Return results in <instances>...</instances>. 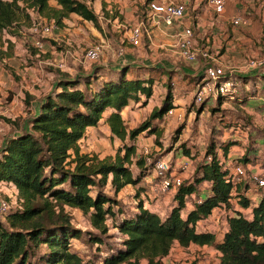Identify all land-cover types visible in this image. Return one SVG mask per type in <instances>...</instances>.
I'll return each instance as SVG.
<instances>
[{
  "label": "trees",
  "instance_id": "obj_1",
  "mask_svg": "<svg viewBox=\"0 0 264 264\" xmlns=\"http://www.w3.org/2000/svg\"><path fill=\"white\" fill-rule=\"evenodd\" d=\"M54 1L55 6L49 0H0V61L11 55L14 43L5 34L15 36L23 26H30L28 9L55 25L76 14L102 31L89 4L94 0ZM153 1L146 0V4ZM58 72L55 88L40 98L27 128L20 129V122H15L19 132L8 137L0 149V183L8 184L20 201V208L9 209L5 222L0 220V264H91L72 248V240L82 230L71 223L64 206L88 215L90 226L100 234H106L111 225L124 235L121 246L104 254L100 264H141V260L161 264L174 242L184 247L212 246L220 253L216 264H264V189L257 193L249 182H232L221 158L228 159L233 142L210 141L204 157L195 163L193 175L177 187L174 204L164 215L144 206L139 187L133 212L114 209L115 198L103 188L109 183L116 195L126 185L137 186L147 174L145 160L136 158L135 141L141 131L155 132L151 120L160 121L173 107L170 86L161 104L151 111L150 120L128 128L121 111L131 102L138 103L141 94L146 103L156 82L150 73H139L129 64L97 66L92 72L73 76ZM158 74L168 83L173 76L168 69ZM104 122L111 136L123 144L113 157L99 159L82 152L78 142L88 127ZM184 153L190 156L189 151ZM132 164L140 168L136 175L130 169ZM203 182L208 184V192L183 216L191 194ZM248 189L253 196L246 194ZM248 208L247 216L242 209ZM215 209L227 211V230L220 240L213 232L198 229V222ZM90 239L102 242L95 234Z\"/></svg>",
  "mask_w": 264,
  "mask_h": 264
},
{
  "label": "rangeland",
  "instance_id": "obj_2",
  "mask_svg": "<svg viewBox=\"0 0 264 264\" xmlns=\"http://www.w3.org/2000/svg\"><path fill=\"white\" fill-rule=\"evenodd\" d=\"M235 1L242 4L239 16L243 20L247 17L252 19V22L247 24L250 27L247 32L254 37V46H262L261 40L260 44H258L259 37L257 36L262 33L264 39V0H227L226 5L230 4L231 10L236 9L240 5L237 4L236 6ZM49 4L53 6L55 1L49 0ZM30 13L31 16L35 15L33 12ZM98 13L101 16L100 26L102 31L97 30L90 23L82 22L75 17L73 19L70 17L65 18H70L69 21L73 23L69 31L63 28L64 24L54 25L51 33L41 38L44 44L43 49L45 46L48 48L44 51L46 53L38 51L31 46L27 47V43H24L31 37H39V34H32L28 31L26 26H23L15 36L10 33L5 34V36L14 40V43L11 55L0 61V149L3 146V142L14 133L15 122H20V126H22L21 123H24L23 118L20 121H17V118L21 116L19 114L29 111L28 107L31 99L28 95L32 96L34 94L29 93V91L32 90L34 92L36 89L40 90L41 88V84L36 80L27 82L29 71L41 69L44 71V75H42L44 80L55 81L58 77V72L48 70V67L57 68L52 64L56 62L55 60L58 57L65 60L71 53L81 60L84 48L98 42L100 37L109 39L110 34L114 33L111 30L110 22L106 21V19L110 18L109 14L101 13L99 10ZM112 14H118V12L112 11ZM40 17L47 20L46 16L40 15ZM118 20L120 21L121 19L119 18ZM140 21L138 20L137 23L127 26V29L131 31L132 27L138 25ZM244 23H246L245 20ZM244 23L231 24L241 28ZM124 24L126 25V23ZM122 28L121 26L119 27V29ZM104 33L107 37L104 36ZM149 46V39L143 36L138 46L128 45L124 47L121 45L119 48L114 49V55L117 58L127 57L126 55L131 54L132 57L125 62L130 63L129 65L134 64L133 68L138 69L139 73L145 75L150 73L154 81H156L153 83V93L145 104L142 103L145 96L141 94L137 105L134 104L131 108L126 109L127 119L130 122L127 125L128 128L138 127L143 122L150 120L151 111L161 104L168 85L173 96L172 113L165 114L160 121L158 119L151 120L157 130L155 132L144 130L138 134L135 141L136 158H143L144 160L149 158L151 161L165 158L170 163L177 165L179 164V159L182 156H186L192 162L191 165L195 166V163L204 157L207 145L213 139L217 142H233L229 147L230 153L226 160L227 166L244 164L249 166V174L251 170L264 168V104H256V101L248 102V100L246 103L242 101V104L236 105L233 102L223 104L225 100H229L222 97L213 99L208 104L206 102L202 107L192 105L195 84L202 78L203 74L201 72L195 75L184 71L182 67H196L197 62L201 64L203 59L202 52L196 50V59L189 61L182 58L177 49H175L176 52L173 56H168L160 54L159 50L152 49ZM208 51L211 52L213 57H217L222 55L224 49L223 47L219 48L217 53L211 50ZM263 51L264 47L258 49V52ZM104 53L102 51L98 61L89 63V69L85 71H90L99 64L105 58L106 54ZM45 54L48 55L45 56ZM249 58L256 61L251 56ZM40 61H46L47 63L42 66V63H39ZM253 61H251L252 65ZM68 64L73 66L71 61ZM161 69H168L173 73L169 83L165 76H159L158 71ZM236 77L240 79L237 75ZM26 82L30 88L32 87L31 89L26 87L28 85ZM240 82L243 84L242 79H240ZM260 92L264 95V91L260 90ZM35 93L38 94L37 91ZM246 93H249V91L242 90V95L239 98H242V100L247 98ZM230 106L235 107L234 109H237L238 112L231 109ZM213 107L216 109L211 111ZM4 110H8L11 114L10 117H7ZM12 116L14 120L11 119ZM12 124L14 125L13 127ZM16 128L19 129V125ZM78 143L82 152L95 155L99 159L106 156L113 157L123 144L120 139L112 137L109 130L102 124L99 128L88 131ZM185 150L189 151L190 156L184 153ZM145 162L147 161L145 160ZM145 166L147 167V175L141 178L137 186L126 185L116 195L111 190L109 183L103 188L105 192L115 198L117 205L115 204L114 209L120 207L125 213L133 212L138 201L135 197V192L136 188L139 187L143 190L140 200L144 201V199H147L151 209L157 210L161 215L170 210L174 204V193L172 194L171 191L163 194L153 192L152 183L155 175L149 163H145ZM130 169L134 175L140 171V168L135 164H132ZM192 175V173L187 174L184 181L188 180ZM10 194V187H0V199L8 200L12 206L15 197ZM192 199H189L188 205H191ZM235 202H238V199L234 201L233 205L237 209L240 208L239 204ZM64 210L69 214L71 223L82 230V235L72 240V248L85 261L89 260L91 264H100L99 260L104 254L111 248L115 250L121 246V239L124 235L116 228L111 227V219H108L110 228L107 233L100 234L90 226L88 215L83 214L78 208L64 206ZM187 211V208L183 210V216H185ZM242 212L248 216L247 212L249 210L242 209ZM0 220L5 222L4 215H0ZM226 226L227 212L219 209H215L210 216L198 222V229H206L213 232L217 240L221 239ZM91 234L99 236L102 242H92L90 239ZM219 256L220 253L212 246L191 244L184 247L178 242H174L169 253L161 259V264H189L192 261H196L197 264H216ZM141 264H146V261L141 260Z\"/></svg>",
  "mask_w": 264,
  "mask_h": 264
},
{
  "label": "crops",
  "instance_id": "obj_3",
  "mask_svg": "<svg viewBox=\"0 0 264 264\" xmlns=\"http://www.w3.org/2000/svg\"><path fill=\"white\" fill-rule=\"evenodd\" d=\"M154 1L160 2L164 0H154ZM174 1L183 2L185 5V12L179 20H176L170 25L165 24V22L160 18L157 20L154 19L152 12L148 10L146 0H94L90 2L89 3L90 7H92L94 12L98 15L99 21L101 16L98 13V10L101 13H105L107 15L109 14L111 18V21L110 18L106 19V21L110 22L111 30L114 31V33L110 34L109 39L108 38L104 39L103 37H100L99 40L100 42L103 43V48H104L103 53L105 52L104 54H106L105 58L90 71H85L89 69L90 66L89 63L83 62L82 59L79 60L78 58L73 56V54L69 53L70 55L68 56L67 59L64 60L61 57H58L55 60L56 62L60 60L64 62V68H65L64 71L50 67H48V70H54L56 72L61 71L63 72L62 74L64 75L73 76L76 74H86L92 72L97 66L115 68L121 64H130L125 61L129 60L130 57H132L131 54L126 55L127 57L117 58L114 55L115 52L114 49L119 48L121 45L124 47L131 45L129 41V36L131 31L130 29H127V26H131L132 24L137 23L138 20L145 21V23L149 27L150 36L148 39H149V45L151 46L149 47L155 50H159L160 54L173 56L176 52L175 44L178 38L182 35L183 31L189 27L193 32L194 48L198 50V52L207 51L210 58L203 57L201 64L197 62L195 65L196 67L194 66L193 67L191 66L192 68L182 67V69L186 72L198 75V73L202 72L203 65L206 62H213L215 64L223 65L226 68H231L236 73V75L240 77V79H242L243 84L240 82L241 85H240L239 95L233 99H228L229 101L225 100L223 104H225L226 102H233V104L235 103L236 105V104H242L241 101L246 103L247 100L248 102L256 101L255 102L256 104H264V95L261 94L260 92V90L264 91V51L258 52V49H262L264 47L263 34L261 33L257 36L259 37L258 44H260L259 42L261 40L263 45L255 47L254 37H252L249 34V32H247L250 28L247 24L248 22H252L251 18L243 17L244 20L246 21V23H244L242 26L243 28L242 27L238 28V26H234L231 24L232 18L240 15L239 12H241L240 9L242 4H239V2L235 1V5L237 6V4H239L240 5L239 7H236V9L231 10L230 9L231 5L229 4L225 6V11L223 14H216L209 5L208 0H174ZM246 2L248 3L249 1ZM53 6H55V4ZM112 11L114 12L117 11L118 14H112ZM147 12L148 14H146ZM68 17L72 19L73 17H75L78 20H81L82 22H87L85 20H82L76 14H70ZM70 18L63 19L62 24H64L63 28H65L66 31H69V29L73 25V23L69 21ZM119 18L121 19L120 21L118 20ZM124 23H126V25ZM120 26L123 28L119 29ZM125 28L126 30H124ZM54 35L56 36V34ZM104 36H106L105 33ZM221 47H223L224 51L222 55L217 57L215 56L213 57L211 55V52L208 51L211 50L217 53L218 49ZM47 49L48 48L45 46L41 52H44ZM46 55L48 54H45V56ZM250 56L253 57L252 59L258 61V64L252 65L251 61L253 60H250L249 58ZM69 61H71L73 66H70L68 64ZM39 63H42V66H45L47 62L40 61ZM52 65L54 66L55 64L53 63ZM131 65L134 66V64ZM42 75H44V71L41 69L30 70L28 73L27 82H31V81L33 82L34 80H36L41 84V88L40 90L39 89L35 90L37 91L38 94H36L35 91L34 92L32 90L29 91V93H34V94L32 96H30V94L28 95V97L31 98L30 106L28 107L29 111H25L19 114L21 116L17 118V121L22 120L21 118L24 119V123L23 124L21 123L22 126H20V129L27 128L26 122L29 116L38 111L40 98L45 94L49 93L56 86V80L55 81L52 80L49 82L47 80H44ZM27 82L26 84H28ZM26 87L28 89L32 88V87L30 88L29 84ZM242 90L249 91V93L245 94L247 97L245 98L246 101L245 99L242 100V98H239L242 95ZM212 100L213 99L207 100L206 101L207 104L211 103ZM134 104L137 105V103L131 102L121 111V115L127 125L130 122L127 119V114L125 111L127 108H131ZM230 108L234 109L235 107L233 108L232 106H230ZM234 110L238 112L237 109ZM7 112L8 110H4V113L7 115V117H10L11 114ZM103 115L105 116V113ZM11 119L14 120L13 116ZM102 125H104V127H106V129L109 130L107 123L104 122L102 123ZM13 126L14 125L12 124V127ZM99 126L88 127L85 131V135L88 131L97 129L99 128ZM13 128H14V133H12L11 136L16 135L20 130L17 129L15 126ZM229 153L230 151L228 150L227 157H229ZM184 158H186V156H182L179 159V161ZM142 191L143 190H141V192ZM141 192L140 195L142 194ZM207 192H208V184L206 182H203L197 186L196 193L191 194V196L196 195L203 198ZM248 193L250 196H253V194L251 193V189H248L246 194ZM236 199L237 197H234L232 199V202L234 203ZM143 204L145 207L151 209V206L149 205L147 199H144ZM155 206L157 207L156 204ZM191 208L192 207H187L188 210ZM248 210L249 212L247 213L249 215L250 209L248 208Z\"/></svg>",
  "mask_w": 264,
  "mask_h": 264
},
{
  "label": "built area",
  "instance_id": "obj_4",
  "mask_svg": "<svg viewBox=\"0 0 264 264\" xmlns=\"http://www.w3.org/2000/svg\"><path fill=\"white\" fill-rule=\"evenodd\" d=\"M208 3L214 13H224L226 0H208ZM147 6L148 10L152 12L155 20L160 18L167 25L179 20L185 12L184 3L174 0H164L160 2L153 1L147 4ZM30 12L35 13V15L31 16ZM28 13L31 24L26 29L32 34H39V37H31L29 40H27V42L24 41V43H27V47L31 46L38 51H42L44 44L41 38L49 35L55 24L52 20L47 21L42 19L32 9H28ZM231 23L237 25L244 23V20L240 16H235L232 18ZM143 36L149 38L150 30L144 21H140L138 25L132 27L131 29L129 36L130 44L133 46H138ZM103 49V43L100 41L90 44L83 49L82 61L86 63L98 61ZM175 49H177L180 56L186 60L194 61L196 59L197 52L193 46V32L191 28L188 27L183 31L182 35L178 38L175 44ZM201 55L205 58H210L207 51H203ZM54 64L57 69L64 71V62L62 60L57 61ZM256 64H258V61H253V65ZM202 73V78L195 84L194 87L192 105L199 107L209 99H217L219 97L233 99L239 95L241 83L236 77V73L231 68H226L223 65L215 64L213 62H206L203 65ZM171 113L172 108L168 109L166 112V114ZM145 160L147 161L145 163H149L152 172H154L155 179L152 183V189L153 192H157L158 194L168 193L170 191L175 193L177 187L182 184L186 175L193 173L195 169V166L191 165V161L187 157L181 159L177 165L170 163L165 158H158L153 161H151L149 158H145ZM226 160L227 158H221V161L224 162L225 165L227 162ZM226 167L228 168L231 180L234 184H241L244 181L249 182L250 188H252L257 193L259 189H264V168L251 170L249 174V166L234 164L232 166L226 165ZM4 186L10 187L5 183H0V187L4 188ZM10 195L15 197V200H13V205L11 206L8 200L0 199V215H5L8 210L13 207L20 208V201L12 188ZM190 198L193 199L191 205L188 207H193L195 204H199L203 200L202 197L196 195H193ZM223 212L227 211L223 210ZM226 230L227 226L225 231Z\"/></svg>",
  "mask_w": 264,
  "mask_h": 264
}]
</instances>
